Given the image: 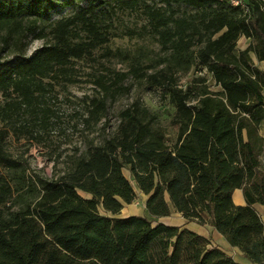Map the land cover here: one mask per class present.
<instances>
[{
  "label": "trees",
  "instance_id": "trees-1",
  "mask_svg": "<svg viewBox=\"0 0 264 264\" xmlns=\"http://www.w3.org/2000/svg\"><path fill=\"white\" fill-rule=\"evenodd\" d=\"M106 0L50 23V37L32 55L26 40L56 8L52 0H0V264H240L194 231L142 215L121 217L137 194L129 166L154 218L172 208L187 221L210 223L255 264H264V0ZM141 10L146 24L119 31L120 11ZM150 38L155 48L109 46L113 38ZM241 36L250 45L238 49ZM102 57L129 62V73L98 75L87 122H98L130 74L159 88L176 107L170 144L159 118L142 100L120 111L100 143L68 157L64 171L30 174L8 152L12 132L42 142L56 112L48 95L76 83L75 63ZM207 70L184 89L179 74ZM242 189L247 204L233 195ZM101 209L104 213L101 212Z\"/></svg>",
  "mask_w": 264,
  "mask_h": 264
},
{
  "label": "rangeland",
  "instance_id": "rangeland-1",
  "mask_svg": "<svg viewBox=\"0 0 264 264\" xmlns=\"http://www.w3.org/2000/svg\"><path fill=\"white\" fill-rule=\"evenodd\" d=\"M57 3L56 8L50 10L47 15L38 23L35 33L30 34L26 40V54L32 55L40 48L47 39L39 38L40 35H49L50 23L73 15L82 6H88L90 3L101 4L106 0H52ZM142 2H152L153 0H140ZM238 1V0H237ZM115 25L119 31L125 28H140L146 24V18L139 9L136 11H120ZM248 41H250L248 39ZM246 39L241 36L237 43V48L241 49L246 44ZM109 46L113 49L122 48L135 51L139 48H155L159 50L158 45L152 39L130 38L123 35L110 42ZM102 49L95 54V60L85 59L75 63L76 83L56 84L48 95V103L54 108L56 117L53 124L46 133L45 139L41 142L19 138L12 132L7 139V150L15 158L21 160L28 167L30 174H39L47 178L64 171L66 161L70 155L78 151H84L91 142L100 143L103 139L116 128L119 121L120 111L128 107L135 100H142L154 113L158 115L159 123L166 132V137L170 144L175 143L177 139V128L172 126L171 121L176 113V107L164 96L159 88H150L142 79L130 74L122 82L127 90H121L113 101H109L107 114L98 122H87L89 117L88 105L90 98L97 97L100 88L95 80L99 75H105L110 79L115 78V73H129V62L119 59H109L102 57ZM0 56L2 59H14L15 53L10 48H3L0 41ZM207 77V85L214 92L222 91L221 86L217 85L212 75L207 70H200V67H194L186 74H179V84L184 89L195 78ZM0 96V101H2ZM264 136V125L260 130ZM264 169V153L262 155ZM125 176L131 181L136 190L137 197L131 204H126L119 216L142 214L157 222H171L178 224L181 218L172 208L169 216L154 218L146 211L145 200L147 195L140 190L129 166L123 169ZM257 211L262 215L264 206L257 205ZM101 212L104 211L101 209ZM211 240V239H210ZM212 241V240H211ZM217 244V243H216ZM222 243L219 241V245ZM218 246V245H216Z\"/></svg>",
  "mask_w": 264,
  "mask_h": 264
},
{
  "label": "crops",
  "instance_id": "crops-1",
  "mask_svg": "<svg viewBox=\"0 0 264 264\" xmlns=\"http://www.w3.org/2000/svg\"><path fill=\"white\" fill-rule=\"evenodd\" d=\"M246 39V44L243 48H241V50L246 49L249 45H250V41H248V39L245 37ZM251 59L252 61L260 68L264 71V61H260L258 59V57L256 56L255 53H251ZM148 197V196H147ZM146 197V199H147ZM233 199L236 205L238 206H244L247 204L245 196H244V192L242 189H237L234 192L233 195ZM146 202V200H145ZM257 205H254L255 208L257 209ZM177 215L181 218V221L178 224H174L171 222H167V224H171V225H176V226H180L183 229H188L191 231L196 232L199 235H202L206 238H208L212 245L224 250L226 253H228L229 255H231L237 262H239L240 264H255L253 262H251L243 253V251H241L240 248L238 247H234L232 246L227 239L219 232L217 231L210 223L207 224H199L198 222L195 221H187L184 216L182 215V213L178 212L175 208H173ZM260 214V213H259ZM133 215H142V214H133ZM127 216H131V215H123L121 217H127ZM145 216V215H142ZM261 218L263 220L264 223V213L261 215ZM219 241L222 243L221 245H219ZM217 243V244H216Z\"/></svg>",
  "mask_w": 264,
  "mask_h": 264
},
{
  "label": "built area",
  "instance_id": "built-area-1",
  "mask_svg": "<svg viewBox=\"0 0 264 264\" xmlns=\"http://www.w3.org/2000/svg\"><path fill=\"white\" fill-rule=\"evenodd\" d=\"M236 5L240 4V1L238 0H232Z\"/></svg>",
  "mask_w": 264,
  "mask_h": 264
}]
</instances>
